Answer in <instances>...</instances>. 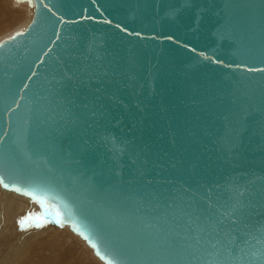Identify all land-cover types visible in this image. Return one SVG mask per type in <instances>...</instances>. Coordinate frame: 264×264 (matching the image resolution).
<instances>
[{
    "label": "water",
    "instance_id": "95a60500",
    "mask_svg": "<svg viewBox=\"0 0 264 264\" xmlns=\"http://www.w3.org/2000/svg\"><path fill=\"white\" fill-rule=\"evenodd\" d=\"M16 1L0 188L104 264H264V0Z\"/></svg>",
    "mask_w": 264,
    "mask_h": 264
},
{
    "label": "rangeland",
    "instance_id": "374dc122",
    "mask_svg": "<svg viewBox=\"0 0 264 264\" xmlns=\"http://www.w3.org/2000/svg\"><path fill=\"white\" fill-rule=\"evenodd\" d=\"M9 3L10 0H0V39L11 34L14 31L12 29L19 23L16 21L14 24L10 20L12 10L16 7L11 4L10 7ZM9 8L10 13L8 12L6 17L3 11ZM22 9L27 15L26 8ZM26 19L27 16L24 17L25 22ZM25 205L0 195V262L14 264L23 255H28L29 264H60L66 259L68 261L64 264H95L90 254L67 232L50 227L46 223L40 228L30 226L36 222V213L30 211L27 204ZM29 213L35 215L26 221L25 228H21L20 219L28 216Z\"/></svg>",
    "mask_w": 264,
    "mask_h": 264
},
{
    "label": "snow or ice",
    "instance_id": "6c2138e0",
    "mask_svg": "<svg viewBox=\"0 0 264 264\" xmlns=\"http://www.w3.org/2000/svg\"><path fill=\"white\" fill-rule=\"evenodd\" d=\"M18 35H21L18 33ZM27 87V85H25ZM4 180V177L0 175V183H2ZM4 187L7 188L9 185L7 183L4 184ZM16 191H20L19 188L16 189ZM31 195V193H29ZM41 204H43V201H40ZM49 214L52 216H61L62 214L58 212L55 209H50ZM35 214L29 213L28 216L22 217L19 221L21 228H25V223L27 220L32 219ZM35 223L30 226H34L37 228L43 227L44 223L50 222L44 220V218L41 215H35ZM57 224H60L63 226L62 220L57 219L55 221ZM233 224L236 223L235 220L232 221ZM223 224L222 222L217 224L211 231L204 230V234L200 235L197 234L195 236V245L199 246L198 251L200 249H203L205 252L208 253L209 256H211L213 253L219 254L220 251H236L241 250V242L248 244L251 243V241L247 240L245 237H242L239 232H236L235 230H229L228 232L224 231V227H221ZM257 243H262L264 241H261L260 239H257ZM95 247V245H93ZM255 247V245H253ZM204 264H222V262H214L211 259H208L204 262Z\"/></svg>",
    "mask_w": 264,
    "mask_h": 264
},
{
    "label": "bare ground",
    "instance_id": "6f19581e",
    "mask_svg": "<svg viewBox=\"0 0 264 264\" xmlns=\"http://www.w3.org/2000/svg\"><path fill=\"white\" fill-rule=\"evenodd\" d=\"M6 1V0H5ZM8 1V0H7ZM12 5L13 7H16V8H14V10H12V16H10L11 17V21H13V23L15 24L16 23V21H19V23H18V25L17 26H15L16 28L18 27H23V26H25L26 24H27V22L29 21V19H30V17H31V15H30V11L31 10H29L28 9V6H27V4H23V3H18L16 0H10V3H9V5ZM4 5H5V3H4ZM7 5V4H6ZM11 5H10V7H11ZM20 7V8H19ZM6 8V7H5ZM22 8H26L25 10H26V12H27V15H25V13H24V11H23V9ZM5 14V16L6 15H8L9 13H10V8H9V10H4L3 11ZM9 12V13H8ZM8 13V14H7ZM25 16H27V19H26V22L24 21V17ZM7 17V16H6ZM9 17V16H8ZM13 28L12 29V31L13 30H15L16 28ZM11 31V32H12ZM9 32H10V30H9ZM0 195L1 196H3V197H6V198H11V199H13L14 201H16V202H19V203H21V204H23V205H25V204H27V207H28V202L23 198V197H21V196H18V195H16V194H14V193H12V192H8V191H5V190H3V189H1L0 188ZM26 206V205H25ZM63 231H65V232H67L70 236H71V238L75 241V242H77L79 245H81L83 248H84V250L85 251H87L89 254H90V258H91V260L95 263V264H104V263H102L96 256H94V254H93V252L85 245V243L83 242V241H81L80 239H78L75 235H73L71 232H69L68 230H63ZM27 258H30L28 255H23L22 257H21V259H19L18 261H16V262H14V264H29V261H27ZM74 260V262H75V259H73ZM65 261H68L67 259L65 260ZM64 261V262H65ZM64 262H62V263H60V264H64ZM4 263V261H2V262H0V264H3ZM12 262H9L8 264H11ZM67 264H69V263H67Z\"/></svg>",
    "mask_w": 264,
    "mask_h": 264
}]
</instances>
